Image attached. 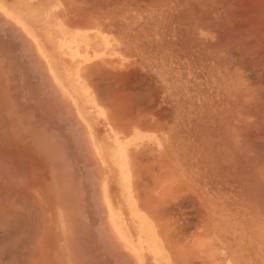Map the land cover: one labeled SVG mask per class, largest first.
<instances>
[{
	"label": "crops",
	"instance_id": "0c3cea01",
	"mask_svg": "<svg viewBox=\"0 0 264 264\" xmlns=\"http://www.w3.org/2000/svg\"><path fill=\"white\" fill-rule=\"evenodd\" d=\"M123 24L122 0H0L3 170L33 157L52 172L45 185L4 180L34 188L19 215L34 239L17 244L34 256L18 263L234 264L217 170L188 162L169 71L139 59Z\"/></svg>",
	"mask_w": 264,
	"mask_h": 264
},
{
	"label": "rangeland",
	"instance_id": "374dc122",
	"mask_svg": "<svg viewBox=\"0 0 264 264\" xmlns=\"http://www.w3.org/2000/svg\"><path fill=\"white\" fill-rule=\"evenodd\" d=\"M257 1L184 0L180 11L167 0H122L123 32L133 37L139 59L169 71L176 142L187 148L188 162L204 166V177L206 165L217 170L220 238L234 264H264V0ZM1 148L0 138V264H19L34 256L17 247L34 239L19 232L34 188L3 187L4 180L45 185L52 172H35L33 157L27 171H4Z\"/></svg>",
	"mask_w": 264,
	"mask_h": 264
},
{
	"label": "bare ground",
	"instance_id": "6f19581e",
	"mask_svg": "<svg viewBox=\"0 0 264 264\" xmlns=\"http://www.w3.org/2000/svg\"><path fill=\"white\" fill-rule=\"evenodd\" d=\"M167 1H171L170 3H166V4H169L170 5V8H179L180 9V11H182L183 10V2H184V0H167ZM227 1V0H226ZM257 1V0H256ZM260 1V0H259ZM216 2V1H215ZM258 2V1H257ZM261 2V1H260ZM171 3H175V4H171ZM219 3V2H218ZM239 3V2H238ZM249 3H251L250 1H249ZM256 3V2H255ZM234 4V3H233ZM246 4V3H245ZM257 4H259V3H257ZM165 5V4H164ZM164 5H161V6H164ZM231 5V4H230ZM242 5V4H241ZM246 5H248V4H246ZM249 6H251V5H249ZM256 6V5H255ZM259 6V5H258ZM262 6H264V5H262ZM231 7V6H230ZM243 8V7H242ZM245 8V7H244ZM249 8V7H248ZM250 8H252V7H250ZM261 8H263V7H261ZM194 9H195V7H194ZM234 9V8H233ZM246 9V8H245ZM255 9H257V8H255ZM264 9V8H263ZM232 10V9H231ZM252 10H254V9H252ZM260 10V9H259ZM258 10V11H259ZM152 11V10H151ZM235 11V10H234ZM209 12V11H208ZM207 12V13H208ZM256 12V11H255ZM232 13V12H231ZM256 14V13H255ZM248 16V15H247ZM255 16V15H254ZM208 17V16H207ZM258 17V16H257ZM211 19V18H210ZM154 21H156V20H154ZM202 21V20H201ZM256 21V20H255ZM258 21V20H257ZM264 21V20H263ZM153 22V21H152ZM260 24H261V22H259ZM264 23V22H263ZM154 25V24H153ZM260 162V161H259ZM259 164V163H258Z\"/></svg>",
	"mask_w": 264,
	"mask_h": 264
}]
</instances>
